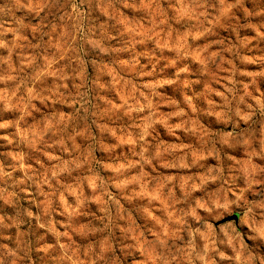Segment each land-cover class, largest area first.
<instances>
[{
  "label": "clouds",
  "instance_id": "9594fccd",
  "mask_svg": "<svg viewBox=\"0 0 264 264\" xmlns=\"http://www.w3.org/2000/svg\"><path fill=\"white\" fill-rule=\"evenodd\" d=\"M0 264H264V0H0Z\"/></svg>",
  "mask_w": 264,
  "mask_h": 264
}]
</instances>
